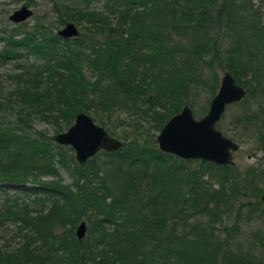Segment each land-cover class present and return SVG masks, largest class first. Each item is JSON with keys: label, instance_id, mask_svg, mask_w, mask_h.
Returning <instances> with one entry per match:
<instances>
[{"label": "trees", "instance_id": "16d2710c", "mask_svg": "<svg viewBox=\"0 0 264 264\" xmlns=\"http://www.w3.org/2000/svg\"><path fill=\"white\" fill-rule=\"evenodd\" d=\"M91 1L54 6L60 23L85 19L100 40L61 38L41 21L2 37L0 59L19 57L22 48L41 61L25 66L18 76L27 75L26 83L10 91L16 118H0V186L41 192L50 205L32 214L15 198L0 202V224L17 222L22 237L14 246L0 240V264H253L230 246L236 222L258 208L245 172L160 151L145 128L84 162L70 155V185L41 181L57 174L54 162L65 164L63 145L22 120L40 112L69 123L90 107L107 117L122 109L119 122H130L133 132V113L159 129L190 105L191 85L214 92L220 67L244 87L234 119L252 125L264 153V0H102L105 13L87 9ZM81 215L86 233L77 238Z\"/></svg>", "mask_w": 264, "mask_h": 264}, {"label": "rangeland", "instance_id": "374dc122", "mask_svg": "<svg viewBox=\"0 0 264 264\" xmlns=\"http://www.w3.org/2000/svg\"><path fill=\"white\" fill-rule=\"evenodd\" d=\"M24 2L28 3L33 12L29 18L22 22L21 26L23 28H29L35 22L41 21L44 24L49 25L55 32L60 26L63 25L64 22L60 23L57 19L58 9L55 10L54 0H0V47L2 46V37L5 32L7 33L12 27L17 25L11 22L7 18V15L13 8L18 7ZM86 8L102 11L105 13V8L102 6V0H93L87 5ZM109 19H113L112 14H109ZM67 21H72L76 25L79 31L78 35L80 34L82 38H89L93 35L94 39H101L98 34L94 35V33L90 31L92 30V25L85 19L77 18L76 20L68 19ZM68 44L71 46H77L74 42H68ZM81 49L84 50L82 47ZM17 51L22 53L19 57H4L0 59V106L3 108L0 109V118H6L9 120H14L17 116L15 108L12 109L13 95L10 94V91H12L15 86L26 83L25 78L28 77L27 75H18L23 72L25 66L27 69H29V65L40 63L41 61L36 54L24 52L22 48H18ZM215 70L217 74V83L214 92L217 89L220 74L224 68L216 67ZM190 87L191 88L187 91V96L185 99L190 102L193 115L198 117L206 111L208 101L214 92H208L205 85L201 84L200 82L195 83ZM249 102V109L255 111L257 103L252 100ZM7 105H9V107H7ZM262 105H264V103ZM242 107L243 106L239 104L238 101L227 104L219 120L216 122V126L222 131V133L233 138L238 143V148L232 152V158L234 161L233 166L235 170H241L249 163H253L254 158L262 159L261 165L264 168V153L257 147L255 135L251 134L252 125L249 124L248 127L244 129L242 124L238 123L234 119L235 115L241 114ZM85 112L89 114L96 123L101 124L110 135H113L122 141L129 140L135 135V133H138V131L144 130L145 128H148V130L150 129L154 135L158 131V129L152 127L151 119L141 114L139 115V118H137L136 115L138 114L133 113L131 115L133 118L132 123L139 122L138 126L135 127L136 132H133L134 128L130 122L128 124L119 122L120 119L126 116V112L122 111V109H118L116 113H113V115L109 117L106 116L104 111L99 109L97 112L91 107ZM42 114L40 112H34L30 116V119L22 120V126H26L31 131H39L46 136H50L57 131L64 130L72 121L71 120L69 123L64 122L62 119L53 121L50 117H43ZM24 121L27 122V124H25ZM61 145H63L65 154V164L60 165L59 163L54 162V166L57 169V174L40 175L39 179L41 181L54 179L63 184H71L72 176L69 173L68 165H70L69 156L72 155L74 158L73 151L69 145ZM98 158L100 162H103L105 157L102 154H98ZM190 165H196V161L191 162ZM25 184L29 185L28 182ZM263 186L264 184L261 182L258 183L256 191L263 188ZM14 198L16 202H23L25 205H28L27 207L29 212L32 214H34L36 212L35 210L39 208H41V211H45L50 205L49 200L43 199L45 196L41 192H24L16 190L10 186H0V202L3 200L6 202H11V200ZM80 219H83L87 226V220L85 219V216L81 215ZM245 221L246 220L242 219L239 220V233L235 236H232L230 239V246L234 252L240 251L241 253H248L250 258L253 260V264H264V238L254 237L256 235L259 237L264 235V230L259 228L261 225H259L258 220H252L250 223H244ZM16 226L17 222H13L10 219L4 220L0 224V240L6 241L9 246L16 245L20 239H22V237H20L19 233L17 232ZM220 235H222V232Z\"/></svg>", "mask_w": 264, "mask_h": 264}, {"label": "water", "instance_id": "95a60500", "mask_svg": "<svg viewBox=\"0 0 264 264\" xmlns=\"http://www.w3.org/2000/svg\"><path fill=\"white\" fill-rule=\"evenodd\" d=\"M31 14L32 9L21 4L11 10L8 18L18 22ZM56 33L60 37L71 38L78 35V29L72 21H66ZM244 94V87L236 82L231 72L224 69L220 74L217 89L208 101L206 111L195 117L190 105L183 103L176 112L166 118L155 133L154 142L157 148L183 159H202L218 165H232V152L238 148V143L222 133L216 122L226 105L239 101ZM53 140L69 145L74 159L79 163L99 149L112 151L119 149L123 143L82 110L74 114L72 122L64 130L53 134ZM260 197L264 201V193ZM85 230V221L80 219L74 227V234L81 238Z\"/></svg>", "mask_w": 264, "mask_h": 264}, {"label": "flooded vegetation", "instance_id": "af4514ba", "mask_svg": "<svg viewBox=\"0 0 264 264\" xmlns=\"http://www.w3.org/2000/svg\"><path fill=\"white\" fill-rule=\"evenodd\" d=\"M23 5L29 6L28 3L24 2L22 3ZM21 5V4H20ZM30 7V6H29ZM33 12V11H32ZM32 15V14H31ZM30 15V16H31ZM30 16L26 17L25 19L18 21V22H13L15 24H17L16 26H21L22 22L25 21L27 18H29ZM8 18V15H7ZM9 19V18H8ZM66 22V21H65ZM64 22V23H65ZM61 27V26H60ZM13 28V27H12ZM11 30V29H10ZM56 32V31H55ZM79 32V31H78ZM57 34V33H56ZM58 35V34H57ZM75 37V36H74ZM63 38V37H61ZM67 38V37H66ZM70 38V37H69ZM72 38V37H71ZM219 120V119H218ZM254 162L253 163H249L245 168L239 170V172H245L249 182H248V188L251 190H249V195L251 197V195L253 196V200H256L258 202H256V206L258 207L256 209V211L250 212V215L248 217L246 216H241L240 219L242 220H246L244 223H250V221L252 220H258L259 225H261L259 228L264 230V201L261 200V195L264 193V186L263 188H261L260 190L256 191L257 188V184L258 183H262L264 184V168L261 165L262 164V159L259 158H254L253 159ZM234 164V163H233ZM233 164L231 166H233ZM237 170V169H236ZM255 188V189H253ZM237 226H239V222H236ZM239 229L240 227L237 228L236 232L234 233V236L237 235L239 233ZM253 234V233H252ZM257 238H264V235H261L260 237L258 235L254 236Z\"/></svg>", "mask_w": 264, "mask_h": 264}]
</instances>
